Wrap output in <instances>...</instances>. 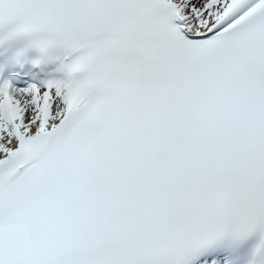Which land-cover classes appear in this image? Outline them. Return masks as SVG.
<instances>
[{
	"label": "snow or ice",
	"instance_id": "6c2138e0",
	"mask_svg": "<svg viewBox=\"0 0 264 264\" xmlns=\"http://www.w3.org/2000/svg\"><path fill=\"white\" fill-rule=\"evenodd\" d=\"M0 25V264H264V0Z\"/></svg>",
	"mask_w": 264,
	"mask_h": 264
}]
</instances>
